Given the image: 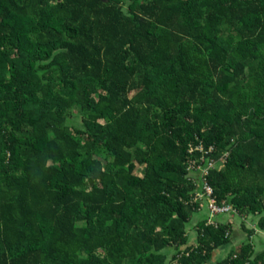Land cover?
<instances>
[{
	"label": "trees",
	"instance_id": "trees-1",
	"mask_svg": "<svg viewBox=\"0 0 264 264\" xmlns=\"http://www.w3.org/2000/svg\"><path fill=\"white\" fill-rule=\"evenodd\" d=\"M256 231L264 0H0V264H264Z\"/></svg>",
	"mask_w": 264,
	"mask_h": 264
},
{
	"label": "built area",
	"instance_id": "built-area-1",
	"mask_svg": "<svg viewBox=\"0 0 264 264\" xmlns=\"http://www.w3.org/2000/svg\"><path fill=\"white\" fill-rule=\"evenodd\" d=\"M193 149L192 148L190 150V153H193ZM201 150H203V148H200ZM212 150V149H211ZM213 165H210L209 168H212ZM204 175H207L208 170L207 169H203L202 170ZM201 190H203L202 192L200 191V193L197 196V200L196 201H201L203 202V200L207 201L206 196L209 197V201L207 202L209 205V212H210V222H213L214 218L218 215H223V214H230L232 211V207L228 206V205H221L219 206L216 202V199L212 198L213 195V189L207 184V182L205 181V183L203 184V186H201Z\"/></svg>",
	"mask_w": 264,
	"mask_h": 264
},
{
	"label": "rangeland",
	"instance_id": "rangeland-1",
	"mask_svg": "<svg viewBox=\"0 0 264 264\" xmlns=\"http://www.w3.org/2000/svg\"><path fill=\"white\" fill-rule=\"evenodd\" d=\"M75 120H76V124L75 125H79L80 123H79L78 120H80V119H78V120L75 119ZM193 175H196L197 176L198 174L196 173V174H193ZM201 213H204V215L207 217V215H208L207 208H202V211L200 212V215H197V217H196L195 221L193 222V224L196 223L199 219H201L204 216V215H201ZM230 219H231V221H233V223L235 225H237V228L240 229V225H241L242 219H240V218H238V219L237 218H230ZM249 221H250L249 224H248V221H247V223H245V227L247 229H250V228L251 229H255L256 228V225H257L256 221H254V222H252V220H249ZM190 228H192V227L190 226ZM243 231L245 232V235L247 236V232L244 229H243ZM241 232H242V230H241ZM235 248H237V247H235ZM262 250H264V248L261 247L258 244L257 245V248H256V251L257 252H261ZM229 252H230V248H227L226 250H224V252H218L217 251L216 254H215V259H218V260L219 259H223V258H225L228 255ZM175 253H176L175 250H169L168 251V255L170 256V258H172ZM214 262H216V260H214Z\"/></svg>",
	"mask_w": 264,
	"mask_h": 264
},
{
	"label": "crops",
	"instance_id": "crops-1",
	"mask_svg": "<svg viewBox=\"0 0 264 264\" xmlns=\"http://www.w3.org/2000/svg\"><path fill=\"white\" fill-rule=\"evenodd\" d=\"M201 215H204V213H201ZM249 222L250 221L248 220V224H249ZM244 226H245V224H243V220L241 222L240 229L237 228V225H235V224H233V226H232V228H233V236L235 238L234 247H240L238 244H240V242L242 240H247L248 239L247 236L245 235V232L243 231V227ZM241 230H242V232H241ZM251 240H252V242H255L256 245L259 244L261 247L264 248V232L256 231V233L253 234V237L251 238ZM251 240H249V241H251Z\"/></svg>",
	"mask_w": 264,
	"mask_h": 264
}]
</instances>
